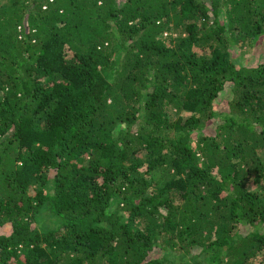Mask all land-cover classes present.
Here are the masks:
<instances>
[{
  "label": "trees",
  "instance_id": "16d2710c",
  "mask_svg": "<svg viewBox=\"0 0 264 264\" xmlns=\"http://www.w3.org/2000/svg\"><path fill=\"white\" fill-rule=\"evenodd\" d=\"M263 45L264 0H0V264H264Z\"/></svg>",
  "mask_w": 264,
  "mask_h": 264
},
{
  "label": "rangeland",
  "instance_id": "374dc122",
  "mask_svg": "<svg viewBox=\"0 0 264 264\" xmlns=\"http://www.w3.org/2000/svg\"><path fill=\"white\" fill-rule=\"evenodd\" d=\"M263 47H264V45H263ZM247 54H248L249 56H251V55H252V52L249 50Z\"/></svg>",
  "mask_w": 264,
  "mask_h": 264
}]
</instances>
